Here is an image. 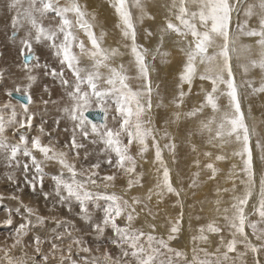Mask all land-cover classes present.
Wrapping results in <instances>:
<instances>
[{
  "label": "snow or ice",
  "instance_id": "6c2138e0",
  "mask_svg": "<svg viewBox=\"0 0 264 264\" xmlns=\"http://www.w3.org/2000/svg\"><path fill=\"white\" fill-rule=\"evenodd\" d=\"M6 6L10 13L12 36L23 32L19 38V56L23 59L26 83L4 90V95L9 99L0 103V154L9 166L15 163L19 167L20 155L28 158L30 164L25 162L22 168L26 183L33 191L37 184L43 186L45 167L49 164L57 165L58 173L51 176L55 185L56 202L71 211L70 202L74 200L79 206L77 215L97 236H102L110 229V244L117 249V253L113 255L105 248L99 256L74 259V248L82 253L92 252L80 236L73 234L78 231L74 224L67 219L41 215L38 209L24 204L16 193H11L8 199L17 201V206H0L7 214L5 223L11 225L14 215L19 216L21 222L5 238L4 243L0 244V264H50V258L56 264H248L249 254L252 257L251 264H264L261 259L264 254V174L260 176L257 202L252 205L251 214L257 219H249L245 209L256 190L250 140L257 130L245 122L239 98L241 87L250 89L252 94L264 93V0H170V3L162 5L166 15L160 27L161 45L154 51L137 44L134 23V20L141 23L145 19L155 20V16L147 10V0H111L109 6L114 9L116 27L125 41L123 47L127 53L118 48L103 47L106 34L103 31L96 34L93 23L96 16L89 13L80 0H6ZM133 9L136 11L135 16ZM81 34L86 37V41L80 38ZM145 35L151 37L153 33L145 29ZM165 35L175 37L174 42L183 57L177 74L176 93L171 103L176 109H181L186 96L195 94L200 97L197 105L190 110L172 113L170 122L204 116L199 120L196 133L201 136L206 134L207 144L221 150L220 154L212 151L202 153L208 159L203 164V169L209 171L208 179H216L219 170L215 161L228 159L223 149L232 144L238 145L232 155L241 159L243 167L240 171L245 177L240 180L244 185L243 193L233 195L229 207L221 209L220 201H216V211L223 213L224 227L216 221L209 222L206 226H200L199 236L192 238L193 241L206 243L208 236L205 232L217 235L219 244L215 252L199 249L203 253L201 257L194 248L191 260L184 252L171 248L167 242L176 238L175 233L180 230L183 211L168 229L166 241L163 237L154 235L155 224L149 225L151 231L147 233L133 227V222L139 215L137 206H141L140 211H144L146 207L141 198L133 196L125 199L116 193L94 195L89 190L90 186L98 187V182L108 188L110 183H114L117 173L127 177V191L136 186L142 187L143 173L137 172L138 158L147 163L144 157L151 147L154 150L153 163L156 165L158 179L154 189L148 190L146 199L150 201L153 195L162 198L165 192L180 196V191L173 186L170 170L162 154L164 149H168L174 156L176 146L167 130L156 128L152 119L154 89L150 71L153 66L148 56L151 54L154 61L157 56L169 55L161 50ZM245 38L253 43H243ZM40 44L52 50L59 68L39 63V57L34 56V45ZM125 54H130L132 58L129 66L115 64L116 59ZM233 59L238 62L237 67L242 70L244 77L252 70H259L261 79L258 86L253 79L245 78L237 83ZM242 59L246 63H239ZM33 60L36 62L30 63ZM85 60L87 64H84ZM41 68L45 76L50 75L59 80L65 90L66 102L59 111L72 122V130L69 140L63 146H58V142L52 139L44 143L42 136L46 133L42 125L39 127L40 135L30 140L20 131L33 126L36 113L30 110L33 103L30 89L37 79L33 71ZM130 68L135 69L134 76L129 75ZM66 72L71 73V78H66ZM3 75L0 72V79H3ZM133 79L139 81L136 87L131 86ZM197 79L201 82L200 88L193 93ZM44 91H48L47 86ZM14 92L20 94L24 101H18L19 111L17 105L11 102ZM156 94L158 95V88ZM221 97L228 101L224 108L219 103ZM43 103L48 105L56 101L44 100ZM162 104V100L157 101L155 107L159 108ZM93 106L103 114L104 122L101 124L88 119L87 113ZM208 109L211 114L205 115ZM110 110L114 112L113 126L107 123ZM55 123L58 127L59 118ZM9 131L12 133V140L8 137ZM78 137L98 145V156L103 157V160L98 158L95 162L83 163L80 149L85 145ZM161 139L166 141L163 148ZM133 147L136 148L135 154L132 152ZM256 147L264 152V143L260 140L256 141ZM192 151H198L195 145H192ZM89 155L85 152L83 160L88 161ZM261 158L264 159V156ZM102 163L113 170L111 174L101 175ZM194 164L201 168L198 159ZM30 166L34 172L31 179H28ZM235 168L236 165H233L229 178L236 176ZM193 175L199 176V172ZM7 179L17 184L12 175ZM195 185L196 181L193 180L189 187ZM235 190L233 180L231 191ZM16 191H21L18 185ZM220 191L226 193L229 189L218 188L217 193ZM43 197L47 201L50 194L44 192ZM2 199L4 197L0 195V200ZM99 199L108 201V204L102 208V216L94 220L89 204ZM118 220L124 221L123 226ZM50 221L55 227L47 229V235L38 234ZM225 228L229 239L222 235ZM248 229L251 230V235ZM30 233L31 244H26L25 237ZM44 245H48L47 251L44 250ZM221 246L224 251H221ZM96 251H100L99 246ZM230 253H236V256L230 257Z\"/></svg>",
  "mask_w": 264,
  "mask_h": 264
},
{
  "label": "rangeland",
  "instance_id": "374dc122",
  "mask_svg": "<svg viewBox=\"0 0 264 264\" xmlns=\"http://www.w3.org/2000/svg\"><path fill=\"white\" fill-rule=\"evenodd\" d=\"M80 3L83 5V3H84L83 0H80ZM4 10H7L6 0H0V12H2ZM241 18H243V17L241 16ZM9 20H10V18H9ZM148 21H149L148 22L149 23L148 24V26H149L148 30L152 31L153 36H151L152 38L151 37H149V38L146 37L144 40H140L138 38L139 37L138 36L137 37V44L138 45H143L145 48H148V49L154 51L158 46L161 45V41H160V39H158V38H160V36H159L160 32H159V34L153 32V28L155 27L154 25L157 24V22H154V20L150 21L149 19H148ZM2 22L3 21L0 20V72H2L4 75H3V79H0V103H4L6 100L9 99L8 97H6L4 95V90L5 89H12V88L6 86L7 78L9 76V72H10L9 69H13L11 71V72H13V71H15L14 69H18V67H22V65H23L22 64L23 63V59L19 56V39L16 38L18 36L17 35L15 37L12 36V29L10 27V21L7 20L3 24H2ZM150 22L154 23V25H152ZM158 24H159L158 28L160 29L162 24L161 23H158ZM234 27H235V19L233 21V28ZM154 35H156V36H154ZM154 37H155V39H154ZM164 37H167V38L164 39V41H166V42L163 41L161 50H163V47L164 48L170 47V48H172L171 49L172 51L176 50L178 53H180L178 51V45H176V43L174 42L175 41V37L173 38V36H171V35H167V36H164ZM80 38L83 39V37H80ZM169 40L171 41L170 42V44H171L170 46H168L169 45V43H168ZM148 41H150V43ZM156 41H159L160 43L156 42ZM242 42L243 43H249V42L253 43L252 40L247 39V38H245ZM151 44H153V46H151ZM105 48H109V46H105ZM113 48H115V47H113ZM77 51H78V49H77ZM164 52H166V49H165ZM34 56H38L39 57V63L41 65H44V64L47 63V64H49V65H51L53 67L59 68L58 60L52 55V50L50 48H48L46 45H44V44L34 45ZM127 56L129 57V54H125V55H123L121 57H118L116 60H117V62L119 64L121 62L123 63V61H126V59H128ZM178 58H179V62H182V61H180L182 59V57H178ZM178 58H176V59L178 60ZM148 59L151 62V60H152L151 54H149ZM161 61L159 62L158 57H157L154 60V62H153V60L151 62L152 66H153V64H155L152 67V70L150 71V72H152L151 73V77L152 78L154 77L155 73H159L161 71V69L167 68V73H168L167 74L164 71V73L166 74V78H165V76H163L161 79H159L160 82H156L155 83L154 78L153 79L151 78L152 82H154V83H152V87L154 89V95H153L154 107H153V112H152V119H153V123H154L155 127L158 128V129L167 130V132L171 136V141L174 144H176L175 145L176 147L178 146L177 148L175 147V151H176L175 155L176 156L175 155L173 156V154L168 149H164L163 153H162L166 165H168V161L170 162V165H171L170 168L168 166L167 167L169 168V170L172 169L170 171V175H171V180H172L173 186L176 187V189L180 191V196L178 197L177 204L176 203H171V202H169L167 204L169 206V210H170L168 216L172 213L171 211H173L174 220L169 221V224H168L169 226L166 227V226H164L162 224V222L165 221V219L163 217H165L166 213L162 212V213H164V214H161L162 216L164 215L162 217V216H159L160 213L157 212L158 209H160V204L162 203V201L165 202V200L167 199L165 194L163 195L162 198L161 197H157L156 195H153L152 199L150 200V202H149V200L146 199V196L148 194V190L150 189V186H151V188L154 189V186H155V184L157 182V179H158L157 173H156V165H154V163H153L154 150L151 147L149 148V151L147 153H145L144 159L147 161V163H145L144 160H140L138 158L137 172L138 173H143V177H142V181H141L142 185H143L142 187L136 186L131 191H127L126 190L127 177L122 175V174L117 173V178L115 179L114 183H110V186L108 188H105L103 183H99L98 182V187H91L90 186L89 190L92 191L94 193V195L95 194L105 195V194L112 193V192L105 191V190H117L116 192H123L122 195H126V196H128V198L133 197V196L138 197L137 195H140V193L142 192L143 193V197L142 198L139 197V198H141L144 201L149 202L150 205L152 206V208H150V206H148L146 204V207L144 208V211H140V207L141 206H139L138 210L142 214V216H143V214L145 215V220H137V221L135 220V222H138V224L134 225V223H133V227L138 228V227H140L142 225L143 226L145 225V226L149 227L150 224H155L156 226H158L160 228L164 227L161 230V231H167V232H163V234H164L163 236H165L164 239H166L168 237V234H169L167 229H169L171 227L170 225H172V223L179 217L181 211H183V217H185L184 219H186V221L183 222V218H182L181 223L179 225V229L180 230L177 233H175V236H177L178 234H179V236L181 235L180 231H182L183 224L185 223L186 230H187V239H186L187 243L184 245L185 246L184 247V253L187 254L186 251H187L189 243L191 241L193 242V244L196 243V241H193V239H192L193 236H199V233H195L194 231H192L194 225L196 224V218H199V216H200V218H202V217L204 218L205 217L206 221L209 223V222H212V221H216L218 219L217 217H219V218L221 217V213L222 212H218L220 214V215H218L217 212H212L211 213V212L208 211V209H205V210L203 209L204 206H205V200L210 201V203L213 200H215V201L220 200L219 207L223 209L225 207H229L230 206V204L232 203L233 195H236V194L240 195L239 193H234L233 192V195L230 194L227 197H225V196L221 197V195H220L218 197L217 196L218 195L217 189L221 188L220 186H218L219 185V181L221 179L225 178L224 179V181L226 182V186L225 187H228L230 183L231 184H230L229 187H232L233 180L235 182L237 181V183H236L237 185L236 186H239V185L241 186V183H240V177H239V175H237L239 172H237V171H236V176L232 177L230 181L228 180L229 171H227V170H231V168H229L230 167L229 164H231V162H230L231 153L228 152V151H229V149H232L231 147H233V145H235V144L227 146L228 148L226 147V149L228 151L226 149H223V152L225 151V153H228V154L230 153L229 155L227 154L228 159H226L224 161H215V166L219 170L218 173H217V177H216L215 180H209L208 179L209 171L206 170V169H203V164L208 162V159H207V157L203 156L202 153L204 151H212L214 154H220L221 150L216 149V148H212L210 145L207 144L206 138H205L206 134H205V136H201L200 134L199 135L197 134V138H196V136L194 137L192 135L191 136L189 135V133H192L193 131L197 130V127H196L197 123L199 124V120L203 119L204 116H200L198 118H195V119H197L196 124H195V119L194 118L193 119H189V120L186 119V118H181L180 120H178V121H176L174 123L170 122L172 120V113H174L176 111L186 112V111L190 110L192 107L197 105L200 97L195 95V94H193L190 97L186 96L185 97V103H184L183 107L181 109H176L173 106V104L171 103L172 98H174L175 93H176V84L173 83L174 79H172L173 78L172 76L174 74V70H173L174 67H171V68L167 67L171 63L172 60L168 61V60L163 59V61L162 62ZM35 62L36 61L33 60L30 63H35ZM156 62H158V63H156ZM85 63L87 64V60L84 61V64ZM237 63L238 62L235 59H233L232 65H233V69H235L234 71L236 73V81H237V83L239 84L242 79H245V78L246 79L247 78L252 79L254 77L253 80H255L256 85L257 84L259 85V82H260V79H261L260 78L261 77V73L259 72V70H256L255 71L256 73H254V74H252L250 76L248 75L247 77H244L242 72H241L242 70L239 67H237ZM239 63H245V60L242 59ZM156 65L159 66V67H157ZM13 66H15V67H13ZM16 66H18V67H16ZM170 70H172V71H170ZM255 74H257V75H255ZM33 75H36L37 79L34 82L32 91H30L31 95H32V98H33V103L30 106H32L36 101H39V97L40 96H42L43 101L44 100L57 101L58 103L60 102V104L63 103L62 105L64 106V104L66 102L65 90L61 86L59 80L53 79L50 75L49 76H45L43 68H41L40 71H37V72L34 70ZM66 78H71V73L70 72H66ZM159 83H161V84H159ZM200 84H201V82L198 79L194 82L193 93H196V92L199 91ZM45 86H47V88H48L47 92L44 91ZM131 86L136 87L135 85H132V84H131ZM159 87L162 88V90H161L162 91V96L161 95L157 96V94H156V89L157 88L159 89ZM186 89H187V87H186ZM163 90H165V91L167 90V91L165 92ZM239 92H240V96H242V97H239V98H240V102L242 101L241 102V109H242V112H243L244 117H245V122L248 123L249 127H254V122H252V121L255 120L256 112L252 111L253 110L252 109V106H253L252 102L253 101H251L250 98L251 97H254V98L258 97L259 98L258 102L256 104L257 105L256 108L259 107L260 114H262L261 108L264 109V98H263L264 96H263V93L252 94L251 90L247 89L246 87H241L239 89ZM165 96H166V98H165ZM190 98H191V100H189ZM223 98L224 97H221L220 99H223ZM160 100L163 101V104H162L161 107L156 108L155 104L157 103V101H160ZM11 102L14 105H17V110H19L18 101L11 98ZM253 103H255V101ZM37 105H38V103H37ZM43 105L45 107L44 106L40 107L41 113H37L38 110L32 111V112L36 113V116H35L36 120L37 119H39V120L36 123H34L35 121L33 120V126L31 128L26 129V130H20V131L30 140L32 137H34L36 135H40L39 127L42 125L44 127L45 133H46L45 135L42 136L43 142L47 143L49 141V139H52L53 141H57L58 142V146H63V144L66 141H68L69 138H70L71 130H72V122L70 120H68L62 113H59V111H57L55 113V114H58V116H54V114H52L51 111H50L49 112L50 113V117H49V114H47V111H45V110H47L45 108H47V107L49 108V106L45 105L44 103H43ZM49 105H50V110L52 109L51 107H53V106L56 107V103H49ZM223 105L226 106L227 103L224 102ZM224 106H221V108H224ZM43 108H44V111H43ZM95 110H97V109L95 108V106H93V108L90 111H95ZM167 110H168V112H167ZM210 114H211L210 109L206 110L205 115H210ZM113 115H114V112L112 110H110L109 114H108V117H107V123H108L109 126H113V124H114V122L112 120V116ZM58 118L60 120V124L57 127L55 122H56V120ZM159 118H163L164 119V122L162 124H160V125H158V122H157V120ZM184 119H186V120L184 121ZM166 121L168 123H166ZM183 122H186V123L188 122V123L187 124L186 123L183 124ZM96 124H99V123H96ZM179 125H180V127H179ZM191 127H193V128H191ZM66 128L68 129V131H65ZM168 128L170 129V131H169ZM89 130H90V125H89ZM187 131H189V133ZM9 132H10V134L8 133V137H9L10 140H12V133H11V131H9ZM48 134H50V135H48ZM184 136H185V138H184ZM257 136L258 135L252 136L251 140H250V145H251V148H252V154L255 153V142H256V139L259 140V138H260V137L258 138ZM180 138H183V139H180ZM78 139H80V142H82L85 145V147L83 149H80L81 161L83 163H92V162H95L98 158L103 160V157H99L98 156V151H97V149L99 147L98 145H94V144L90 143L89 140H82L79 137H78ZM253 139H254V141H253ZM165 142H166L165 140L161 139L160 144H161L162 148H163V145H164ZM149 144H151V141H149ZM181 144H186L187 145V146L185 145V147L182 148L183 152H180V147L179 146ZM192 145H195L198 151L193 152L192 151ZM236 148H238V145H237V147L235 145L232 150H234ZM134 149H136V148H134ZM134 149H132L133 154H135V152H136V151H133ZM85 152H88L90 154L88 161H84L83 160ZM182 153L184 154L185 157L182 155ZM187 154H190V155H187ZM253 156H254L253 157V168H254V173L256 174L255 175V180L257 182L256 183V190L254 192L255 195L249 201V205L247 206L248 210L245 209L246 213L249 214V218L250 219H254L256 217V216L251 214L252 210H253L252 205L257 202L258 190H259V181L258 180H260V176L262 174H264V172H263V167H264L263 161H264V159H263V161H261V157L259 155H258V157L256 155H253ZM37 158L38 159L40 158L38 154H37ZM197 159L200 161L201 168H197L196 165L194 164V161H196ZM174 160H175V162H174ZM18 162H19V167L15 166V163L13 164V166H9V164L4 160L2 154H0V178H2V179H0V182H1V185H2V186H0V188L7 187V185H8L6 183V182H8L7 176L12 175L15 178V180L17 181V184L16 185H14V184L10 185V182H8L9 186L11 188H12V186L16 187L17 185L22 186V187H20V189L23 188L21 191H19L20 194H16V195L20 196L22 194L21 195L22 197L20 196V199L23 201V203L26 204V205L27 204L31 205V206L34 204L36 209H38V211H40L39 213L41 215H44L46 217H56L57 219H62V220L63 219H67L69 222L74 224L75 229H77L78 231H74L73 234H76V235L78 234L77 236L81 235L80 237L81 238L83 237L82 240L85 242V246H87V247L92 249V252L89 255H94L95 254L94 250L97 249V246L103 247V248L107 247V249L109 251H111L112 254L116 255L117 249L115 250V248L110 244V239H111L110 238V236H111L110 234H108L106 232V235H103L101 237L102 239L100 238V239H97L96 241L92 242V239L96 236V234L92 233V231H89V230L84 231V230L80 229V226L85 224V222L83 220H81L79 218V216L77 215V213L79 212V206L74 200L70 202L71 211L68 210V207L62 206V205H60L59 203L56 202V198L54 196V187H55V185H54V182L51 180V176L58 173V166L57 165L49 164L48 165L49 167L48 166L45 167V177H44L45 178L44 179V183L45 184L43 183L42 188H40L41 186H39L37 184L35 191H33L32 187L28 183H26L25 174H24L23 168H22V166H23V164L25 162H28L30 164V161L28 160V158L24 157L23 155H20L19 158H18ZM260 163H261L262 166H260ZM225 165L226 166L228 165V169L227 170H226V166ZM78 167H79V165H78ZM221 167H223L225 169V171H224V169H221ZM260 167H261V169H260ZM261 170H262V172H260ZM33 172H34V169H32L31 166H30V170H29V173H28V179H31V176H32ZM100 172H101V175H106V174H111L112 170L108 169V166L102 163V168H101ZM197 172H199V176H194L193 174L197 173ZM258 173H260L261 175L258 174ZM66 176H67V174H66ZM21 177H23V178H21ZM3 178H4V180H3ZM46 179H47V182H45ZM193 180L196 181V185L194 187L190 188L189 184L192 183ZM226 180L229 181V182H227ZM120 181H126L125 185L116 184L117 182L120 183ZM185 183H186L187 187H184ZM207 183H208V185H207ZM48 185H50V187H48ZM206 185H207V187H206ZM208 188H209V190L211 189L209 192H208ZM236 188H239V192L241 191L240 190L241 187H236ZM185 189H187V190H185ZM194 190H195V192H194ZM24 192H26L27 195ZM44 192H48L50 194V197L48 199L49 202H48V200L45 201L44 197L41 196V194L44 193ZM237 192H238V189H237ZM211 193H213V194L211 195ZM10 194L11 193H9V195ZM182 194H183V196H182ZM4 196H5V193H3V197ZM28 197L29 198H33V199H29ZM34 197L37 198V199L35 200ZM190 198H192V199H190ZM198 198H201L203 200L205 199L204 202H203V207H202V209H200L202 211H200V210L194 211V209H197V204L196 203L191 205V206H193V210H192V207H190L191 209L189 208V210H188V208L185 205V203H187L190 200L195 202L194 200H196ZM221 198H225L227 202H225V199L223 201H221L222 200ZM39 199L41 200L40 202H39ZM182 199L184 200L183 204L180 203V202H182ZM10 200L11 199H8V194H7L6 198L0 200V206L7 207V203L6 202H8ZM39 203L41 204V206L39 205ZM107 204H108V201H106L104 199L95 200L94 202L90 203L89 204V208H90V212H91L93 218L101 217L102 216V208L107 206ZM144 204H145V202H144ZM221 204H223L224 207ZM47 205H49V208H47ZM94 205H99L100 207L96 208ZM212 205H214V203H211V206ZM215 205L217 206L216 202H215ZM16 206H17V202L14 201V200H11V204L8 205V207H13V208L16 207ZM161 206H162V204H161ZM2 207H0V244L4 243L5 238L8 237L9 234L14 231L15 226L21 222L20 217L14 215L13 218H12V220H13L12 224L11 225L6 224L5 220L7 219V214L3 212ZM46 208L48 209V211H47ZM216 208L217 207L214 206V209H216ZM49 209H52V210L49 211ZM45 212L47 213V215H46ZM175 212H178V215H176ZM187 212H189V213H187ZM216 213H217V215H216ZM49 214H50V216H49ZM208 214L209 215L211 214L210 215L211 219H210ZM222 215H223V213H222ZM189 220L193 224V226L189 225V223H190ZM218 221L221 222V219H218ZM118 223L122 224V226H123L124 221L123 220H118ZM208 223H206V224L203 223V225L206 226ZM166 224H167V222H166ZM219 225H221V223ZM48 226H49V229H50V228L55 227V224L50 221L48 223ZM165 228H167V229H165ZM142 229L145 232L147 231L144 228H142ZM40 230L38 231V234H40ZM188 230L191 231L190 235H188ZM248 232H249V235H251V230L250 229H248ZM205 233H206L205 235L208 236V241H207L208 243H210L211 238L214 239L216 237L215 235H210L212 233H207V232H205ZM44 235H47V233L46 234L44 233ZM224 236L228 237L226 234H224ZM31 240H32V233H30L29 236L25 237V243L26 244H30ZM65 243H67V242H65ZM197 243L199 244V247L197 248L198 252H199V249H206L207 250L205 242H201V241L197 240ZM43 247H45L44 249L46 251L48 250V245H44ZM170 247H172V246H170ZM213 248H214V250L216 249V247H213ZM28 249H29L28 250L29 255H31L32 254L31 253L32 252L31 248L29 247ZM81 253L78 255V250L74 248L73 249V258L79 260L80 257H82ZM200 253L203 254L202 252H200ZM15 254L19 255V252L15 253ZM65 255H67V253H65ZM191 258H192V255L188 257L189 260H191ZM50 261H51L50 264H52L51 258H50Z\"/></svg>",
  "mask_w": 264,
  "mask_h": 264
},
{
  "label": "bare ground",
  "instance_id": "6f19581e",
  "mask_svg": "<svg viewBox=\"0 0 264 264\" xmlns=\"http://www.w3.org/2000/svg\"><path fill=\"white\" fill-rule=\"evenodd\" d=\"M83 5H86V8H87V11L89 12V13H94L95 14V16H96V19L93 21V23H94V25H95V28H94V31L96 32V34L97 35H99L100 34V32L101 31H103L106 35L104 36V39H103V47H105V46H109V49L110 48H113V47H115V48H119V50L121 51V52H125V53H127V50L123 47V44L125 43V41H124V39L122 38V36H121V34H120V30L116 27V24H117V17H116V15H115V13H114V9L113 8H111L109 5H110V3H111V0H83ZM167 3H170V0H147V10H148V12L149 13H151L153 16H155V20H154V22H157V24H155L154 25V23H151L152 25H154L155 27L153 28V32H155V33H158L159 34V32H160V29L158 28V26H159V24L158 23H161L162 24V21H163V18H164V16L166 15V11H165V8L164 7H162V5H164V4H167ZM133 13H134V16L136 15V11L133 9ZM9 18H10V13H9V11H8V9L7 10H4V11H2V12H0V20H2L3 22H2V24L5 22V21H10L9 20ZM150 21H152V20H150ZM149 21H148V19H145L142 23L140 22V21H138V20H134V23H135V27H136V30H137V37L140 39V40H144L145 38H146V35H145V29H149V26H148V23ZM152 28V27H151ZM152 32V31H151ZM23 35V32H20V33H18L17 34V36L18 37H16L17 39H19L21 36ZM153 36V35H152ZM154 36H156V35H154ZM159 36H161V32H160V35ZM165 36H167V35H165ZM172 36V35H171ZM81 37H83V39L86 41V37H84L83 36V34H81ZM149 38V37H148ZM152 38V37H151ZM150 38V39H151ZM167 37H164V39H166ZM170 38V37H169ZM168 38V39H169ZM172 38V37H171ZM173 38H174V36H173ZM16 39V40H17ZM154 39H155V37H154ZM158 39H160V38H158ZM171 40V39H170ZM169 40V45L168 46H170L171 44H170V41ZM151 41V40H150ZM150 41H148L149 43H150ZM153 41V40H152ZM164 41V40H163ZM111 42V43H110ZM156 42H159V41H156ZM164 42H166V41H164ZM160 43V42H159ZM163 43V42H162ZM167 43V44H168ZM249 43H252V42H249ZM166 44V45H167ZM164 45V44H163ZM177 45V44H176ZM148 46V45H147ZM151 46H153V44H151ZM175 46V45H174ZM166 47V46H165ZM152 48V47H151ZM174 48V47H173ZM165 49H166V52H168L169 53V55L167 56V57H162V56H157L158 57V60H159V62L162 60L163 61V59H165V60H168V61H171V65L169 64L167 67L169 68H171V67H174V74H173V78L172 79H174V84H176L177 83V74H178V70H179V68L181 67V63L182 62H179V58L178 57H182V54L181 53H178L176 50L175 51H172L171 49L172 48H170V47H166V48H164L163 47V50L162 51H165ZM150 50V49H149ZM152 51V50H151ZM128 57V56H127ZM176 58H178V60L176 59ZM131 56H130V54H129V57H128V59H126V61H123V64H125L126 66H129V63H130V61H131ZM175 59V60H174ZM182 59H183V57H182ZM182 59L180 60V61H182ZM149 60V59H148ZM120 61V60H119ZM161 61V62H162ZM117 62V60L115 61V64H119L118 62ZM151 62H152V60H151ZM154 62V61H153ZM166 62V61H165ZM88 63V62H87ZM122 63V62H121ZM156 63H158V62H156ZM245 63H246V61H245ZM23 64V63H22ZM86 64V63H85ZM10 65V64H9ZM155 64H153V66H154ZM158 65V64H157ZM156 65V66H157ZM5 66V65H4ZM13 67H15V66H13ZM12 67V68H13ZM16 67H18V66H16ZM157 67H159V66H157ZM155 68V67H154ZM162 68V67H161ZM157 69V68H156ZM160 69V68H159ZM13 69H9V76H8V78H7V82H6V86H8V87H10V88H14V86L16 85V84H22V83H26V81H25V78H24V76H25V71H24V69H23V67H18V69H14L15 71H13V72H11ZM155 70V69H154ZM235 70V69H234ZM256 70H258V69H256ZM256 70H252L248 75L250 76V75H252V74H254V73H256L255 71ZM35 71L37 72V71H40V69H35ZM164 71H165V73H167V68H165V69H161V71L159 72V73H155V75H154V80H155V83L156 82H160L159 81V79H161L163 76H165V78H166V74L164 73ZM170 71H172V70H170ZM34 72V71H33ZM154 72V71H153ZM242 72V71H241ZM258 72V71H257ZM151 73L152 72H150V77H151ZM164 73V74H163ZM168 74V73H167ZM243 74V73H242ZM129 75H132V76H134L135 75V69L134 68H130V70H129ZM255 75H257V74H255ZM240 76V75H239ZM152 78V77H151ZM152 78V79H153ZM252 78V77H251ZM254 78V77H253ZM252 78V79H253ZM261 78V77H260ZM247 79H250V78H247ZM164 82V81H163ZM152 83H154V82H152ZM162 83V82H161ZM161 83H159V84H161ZM131 84L132 85H135V86H137L138 84H139V81H137V80H135V79H133L132 81H131ZM33 85H34V83H33ZM33 85H32V88L30 89V91H32V89H33ZM167 85V84H166ZM169 85V84H168ZM258 85V84H257ZM171 86V85H170ZM7 87V88H8ZM166 87V86H165ZM169 87V86H168ZM172 87V86H171ZM170 87V88H171ZM186 85H185V89H186ZM168 89V88H167ZM162 88L161 87H159V89H158V95L157 96H159V95H161L162 96ZM169 90V89H168ZM187 90V89H186ZM163 91H165V90H163ZM167 91V90H166ZM165 91V92H166ZM169 92V91H168ZM58 95V94H57ZM156 95V94H155ZM165 95V94H164ZM252 95V94H251ZM40 96V95H39ZM49 96V95H48ZM47 96V97H48ZM263 96H264V93H263ZM44 97V96H43ZM171 97V96H170ZM240 97H242V96H240ZM49 98V97H48ZM64 98V97H63ZM165 98H166V96H165ZM168 98V97H167ZM264 98V97H263ZM251 99V101H255V103H253L252 102V104H253V106H252V111L254 112H256V116H255V120H253L252 122H254V127L256 128V135H258L257 137L259 138V140L261 141V143H264V109L263 108H261V111H262V114H260V111H259V107L258 108H256L257 107V102H258V97L257 98H254V97H251L250 98ZM172 100H173V98H172ZM189 100H191V98L189 99ZM188 100V101H189ZM194 100V99H193ZM59 101V100H58ZM170 101V100H169ZM197 101V100H196ZM43 99H42V96H40L39 97V101H36L32 106H30V110L31 111H34V110H38V112L37 113H41V110H40V107L42 106H44L43 105ZM195 102V101H194ZM224 102H226V103H228V101H227V98H223V99H220V101H219V103H220V105L221 106H224L223 104H224ZM242 102V101H241ZM37 103H38V105H37ZM63 104V103H62ZM62 104H60V102L58 103L57 101H56V107H51L52 109L50 110V105L48 104V106H49V108L47 107V108H45V109H47V110H45V111H47V114H49V117H50V111H51V113L52 114H54V116H58V114H55L57 111H59V109L60 108H62L63 107V105ZM196 104V103H195ZM251 104V105H252ZM194 106V105H193ZM45 107V106H44ZM167 108V107H166ZM251 108V107H250ZM256 108V109H255ZM242 110V109H241ZM246 110V109H245ZM244 110V111H245ZM19 111V110H18ZM43 111H44V108H43ZM248 111V110H247ZM167 112H168V110H167ZM246 112V111H245ZM59 113H61L60 111H59ZM248 113V112H247ZM252 113V112H251ZM250 113V114H251ZM253 114V113H252ZM168 115V114H167ZM247 115V114H246ZM254 115V114H253ZM252 115V116H253ZM249 116V115H248ZM166 119V118H165ZM195 119V118H194ZM39 119H37L36 120V118L34 119V123H36L37 121H38ZM186 119H184V121H185ZM189 120V119H188ZM196 121H197V119H195V124H196ZM249 121V120H248ZM157 122H158V125H160V124H162L163 122H164V119L163 118H159L158 120H157ZM167 122V121H166ZM251 122V121H250ZM168 123V122H167ZM184 123H186V122H183V124ZM188 123V122H187ZM186 123V124H187ZM248 124V123H247ZM189 125V124H188ZM198 123H197V128H198ZM162 126V125H161ZM169 126V125H168ZM179 127H180V125H179ZM189 127V126H188ZM191 128H193V127H191ZM169 129V128H168ZM189 129V128H188ZM169 131H170V129H169ZM173 131V130H172ZM188 133H189V131H187ZM258 132V133H257ZM171 133V132H170ZM183 133V132H182ZM192 133H196V130L195 131H193ZM9 134H10V132H9ZM197 134L198 133H196L195 135H192V136H196V138H197ZM260 134V135H259ZM187 135V134H186ZM199 135V134H198ZM255 135V136H256ZM171 137V136H170ZM193 137V138H194ZM184 138H185V136H184ZM190 138V137H189ZM206 138V137H205ZM180 139H183V138H180ZM187 139V138H186ZM256 139V138H255ZM161 141V140H160ZM253 141H254V139H253ZM256 141H257V139H256ZM193 142V141H192ZM197 142V141H196ZM195 142V143H196ZM254 143V142H253ZM176 145V144H175ZM185 145L186 144H181L179 147H180V152H183V150H182V148H184L185 147ZM197 145V144H196ZM187 146V145H186ZM235 145H233V147H234ZM178 147V146H177ZM176 147V148H177ZM233 147H231L232 149H233ZM236 147H237V145H236ZM254 147V146H253ZM135 147H133V149H134ZM190 148V147H189ZM228 148V147H227ZM226 149V148H225ZM232 149H229V151L228 152H230L231 153V155H230V162H231V164H229L230 165V167L229 168H231L232 169V166L233 165H236V168H235V172L237 171V172H239L237 175H239V177H240V180L241 179H243V178H245L244 177V175H243V173L240 171L241 170V168L243 167V165H241L242 164V162H241V159L239 158V157H236V156H233L232 155V152H233V150ZM178 150V149H177ZM182 150V151H181ZM133 151H136V149H134ZM176 152V151H175ZM186 152V151H185ZM191 152V151H190ZM224 153H225V151H224ZM229 153V154H230ZM260 153V154H259ZM262 153V154H261ZM186 154V153H185ZM226 154H228V153H226ZM228 154V155H229ZM182 155L184 156V154L182 153ZM187 155H190V154H187ZM253 155H256L257 157H258V155L260 156V157H262V156H264V152H262V151H260V149L259 148H257L256 147V142H255V153L253 154ZM176 156V155H175ZM185 157V156H184ZM254 157V156H253ZM259 159V158H258ZM2 161V160H1ZM256 161V160H255ZM254 161V162H255ZM261 161H263V159L261 158ZM174 162H175V160H174ZM256 163V162H255ZM263 163H264V161H263ZM179 164V163H178ZM182 164V163H181ZM144 166V165H143ZM146 166V165H145ZM169 168H170V162L168 161V165H167ZM173 166V165H172ZM226 166V165H225ZM260 166H262L261 165V163H260ZM49 167V166H48ZM259 167V166H258ZM187 168V167H186ZM221 169H224L223 167H221ZM228 169V165L226 166V170ZM254 169V168H253ZM260 169H261V167H260ZM172 169H170V171H171ZM113 171V170H112ZM181 171V170H180ZM224 171H225V169H224ZM227 171H230V170H227ZM103 172V171H102ZM189 172V171H188ZM259 172V171H258ZM260 172H262V170L260 171ZM263 172H264V167H263ZM226 174V173H225ZM258 174H260V173H258ZM257 174V175H258ZM155 175V174H154ZM229 175V174H228ZM256 175V174H255ZM261 175V174H260ZM259 175V176H260ZM206 176V175H205ZM6 177V176H5ZM8 177V176H7ZM18 178V177H17ZM21 178H23V177H21ZM257 178V177H256ZM0 179H2V178H0ZM6 179V178H5ZM45 179V178H44ZM224 179L225 178H223V179H221L220 181H219V185L218 186H220L221 188H219V189H224V188H228L229 189V191L228 192H223V191H220L219 193H218V197L221 195V197H227V196H229L230 194H232L233 195V191H231V189H232V187H229L230 186V184H229V186L228 187H225L226 186V182L224 181ZM3 180H4V178H3ZM8 180V179H7ZM22 180V179H21ZM228 180L230 181L231 180V178L229 179L228 178ZM6 181V180H5ZM227 181V180H226ZM229 181H227V182H229ZM259 181V180H258ZM9 182V181H8ZM8 182H6L8 185H7V187H3V188H0V195H2L3 196V193H5V196H4V198H6V196H7V194H8V196H9V193H16V194H20L19 192H17L16 191V187L15 186H12V188L9 186V183ZM45 182H47V179L45 180ZM49 182V181H48ZM125 182L126 181H120V183H116V184H119V185H125ZM178 182V181H177ZM43 183H44V181H43ZM209 183V182H208ZM208 183H207V185H208ZM237 183V181L235 182V184ZM239 183V182H238ZM257 183V182H256ZM45 184V183H44ZM47 184V183H46ZM180 184V183H179ZM178 184V185H179ZM216 184V183H215ZM10 185H13V183H11L10 182ZM14 185H16V184H14ZM21 185V184H20ZM39 185V184H38ZM207 185H206V187H207ZM232 185H233V183H232ZM237 185V184H236ZM0 186H2L1 185V182H0ZM19 186V185H18ZM40 186V185H39ZM217 186V187H218ZM20 187H22V186H19V188ZM48 187H50V185H48ZM184 187H187V185H186V183L184 184ZM205 187V186H204ZM205 187V188H206ZM211 187V186H210ZM209 187V188H210ZM223 187V188H222ZM236 187H241L240 188V192H239V188H236V191L234 192V193H239V194H242L243 193V191H244V185H242L241 184V186L239 185V186H236ZM31 188V187H30ZM40 188H42V187H40ZM45 188V187H44ZM47 188V187H46ZM150 188H151V186H150ZM176 188V187H175ZM179 188V187H178ZM200 188V187H199ZM209 188H208V192L211 190H209ZM23 189V188H22ZM21 189V190H22ZM105 189V188H104ZM237 189H238V192H237ZM44 190V189H43ZM47 190V189H46ZM185 190H187V189H185ZM191 190V189H190ZM193 190V189H192ZM27 191V190H26ZM105 191H109V192H112V193H116V194H118V195H120V196H123L125 199H128V196H126V195H122V193L123 192H116L117 190H105ZM197 191V190H196ZM3 192V193H2ZM42 192V191H41ZM95 192V191H94ZM190 192V191H189ZM194 192H195V190H194ZM25 194H26V192H24ZM199 193V192H198ZM37 194V193H36ZM204 194V193H203ZM213 193H211V195H212ZM22 195V194H21ZM20 195V196H21ZM27 195V194H26ZM131 195V194H130ZM165 195H166V200H165V202H163L162 201V206H161V204H160V209H158V213H160V215L159 216H162L161 214H164V213H166L165 214V217H163L164 219H165V221L164 222H162V224L164 225V226H166V227H168L169 225V221H172V220H174V218H173V211H171L172 213L168 216V214H169V212H170V210H169V206L167 205L169 202H171V203H176L177 204V202H178V197L176 196V195H174V194H170V193H167V192H165ZM237 195V194H236ZM255 195V194H254ZM19 196V197H20ZM41 196H43V193L41 194ZM40 196V197H41ZM138 197H143V193L141 192L140 193V195H137ZM182 196H183V194H182ZM22 197V196H21ZM30 197V196H29ZM28 197V198H29ZM32 197V196H31ZM25 198V197H24ZM27 198V197H26ZM35 198V197H34ZM29 199H33V198H29ZM37 198H35V200H36ZM43 199V198H42ZM190 199H192V198H190ZM222 200L221 201H223L225 198H221ZM34 200V201H35ZM205 200V199H204ZM204 200L203 199H201V198H198V199H196V200H194L195 202H193L192 200H190V201H188L187 203H185V205L187 206V208H188V210H189V208L190 207H192V210H193V206H191V205H193V204H197V209H194V211H197V210H200V209H202V207H203V202H204ZM217 200V199H216ZM41 200L39 199V202H40ZM220 201V200H219ZM17 202V201H16ZM37 202V201H36ZM43 202V201H42ZM48 202H49V200H48ZM145 202V205L147 204L148 206H150V208H152V206L150 205V201L149 202H147V201H144ZM180 202V201H179ZM183 202H184V200L182 199V202H180V203H182L183 204ZM215 200H213L211 203H214V205H212L211 206V203H210V201H208V200H205V206H204V210L205 209H208V211L209 212H217L216 211V209H214V206L215 207H217L216 205H215ZM225 202H227L226 201V199H225ZM254 202V201H253ZM7 203V207H8V205L9 204H11V200L10 201H8V202H6ZM44 203V202H43ZM52 203V202H51ZM222 203V202H221ZM50 204V203H49ZM28 205V204H27ZM39 205L41 206V204L39 203ZM45 205V204H44ZM207 205V206H206ZM220 205V204H219ZM223 207H224V205L223 204H221ZM29 206H31V205H29ZM229 206V205H228ZM31 207H33L34 209H36V207L34 206V204L31 206ZM43 207V206H42ZM138 208H137V211L139 212V206H137ZM44 208V207H43ZM47 208H49V205H47ZM46 208V209H47ZM66 208V207H65ZM174 208V207H173ZM40 209V208H39ZM178 209V208H177ZM191 209V208H190ZM222 209V208H221ZM246 209H247V207H246ZM152 210V209H151ZM203 210V211H204ZM248 210V209H247ZM47 211H48V209H47ZM200 211H202V210H200ZM253 211V210H252ZM40 212V211H39ZM162 212H164V213H162ZM46 213V212H45ZM187 213H189V212H187ZM218 213V212H217ZM217 213H216V215H217ZM175 214L176 215H178V212H175ZM46 215H47V213H46ZM158 215V214H157ZM209 215V214H208ZM211 215V214H210ZM210 215H209V217H210ZM218 215H220L219 213H218ZM49 216H50V214H49ZM147 217V216H146ZM217 217V216H216ZM185 217H183V222L184 221H186V219H184ZM208 218V217H207ZM218 219H221V222H219L218 221V219L216 220L217 221V223H221V227H224V224H225V222L223 221V219H222V213H221V217L219 218V217H217ZM94 220H96V219H98V218H93ZM156 219V218H155ZM209 219V218H208ZM210 219H211V217H210ZM250 219V218H249ZM254 219H257V217H255ZM136 221L137 220H145V215L143 214V216H142V214L139 212V215L137 216V218L135 219ZM135 220H134V225H136V224H138V222H135ZM163 221V220H162ZM120 222V221H119ZM166 222H167V224H166ZM188 222V221H187ZM189 222H190V220H189ZM148 223V222H147ZM203 223L204 224H206V223H208L207 221H206V219H205V217L203 218H200V216H199V218H196V224L194 225V227H193V229H192V231H194L195 233H199V231H198V229L200 228V226H202L203 225ZM51 225V224H50ZM122 225V224H121ZM182 225V224H181ZM189 225H191V226H193V224L190 222L189 223ZM171 226V225H170ZM199 226V227H198ZM77 227V226H76ZM142 228H144V229H146L148 232L149 231H151V229H150V227H148V226H140V227H138L137 229H142ZM164 228V227H163ZM163 228H160V227H158V226H156V231H155V233H154V235H156L157 237H163V238H165V236H163L164 234H163V232H167V231H161ZM189 228V227H188ZM47 229H49V226H48V224L46 225V228L45 229H41L40 230V234L41 235H44V233L46 234L47 233ZM80 229H82V230H84V231H86V230H89V231H91V229H90V227H89V225L87 224V223H85V224H83V225H81L80 226ZM165 229H167V228H165ZM143 230V229H142ZM168 230V229H167ZM146 231V232H147ZM106 232L108 233V234H110L111 236H110V238H112V232H111V230L110 229H108V230H106L105 231V233L103 234V235H106ZM181 233V235L179 236V234L177 235V236H175L176 238L175 239H173V240H171V241H167V238L165 239L167 242H168V244L170 245V246H172L171 248H173V249H176V250H179V251H181V252H184V245L187 243V241H186V239H187V230H186V226H185V223L183 224V228H182V231H180ZM190 233H191V231L190 230H188V235H190ZM206 234V233H205ZM224 234H226L228 237H226V236H224L225 237V239H229L230 237H229V235H228V231H227V229L225 228L224 229V231L222 232V235H224ZM74 235H76V234H74ZM78 235V234H77ZM76 235V236H77ZM94 235V234H93ZM102 235V236H103ZM167 235V234H166ZM199 235H200V233H199ZM210 235H215V234H210ZM81 236V235H80ZM84 236V235H83ZM102 236H95L93 239H92V242L93 241H96L97 239H100ZM216 237L214 238V239H212L211 238V241H210V243H208V242H206L205 243V245H206V248H207V250L209 251V252H215V250H214V248L213 247H216L218 244H219V237L217 236V235H215ZM83 238V237H82ZM102 239V238H101ZM28 240V239H27ZM91 242V243H92ZM31 244V243H30ZM199 247V244L197 243V241H196V243L195 244H193V242L191 241L190 243H189V245H188V248H187V257H189V256H191V255H193V249L194 248H198ZM239 247V246H238ZM45 248V247H44ZM104 248H107V247H104ZM104 248L103 247H99V249H100V251L99 252H97L96 251V249L94 250L95 251V254L94 255H97V256H99V255H101L102 254V252L104 251ZM29 250V249H28ZM45 250V249H44ZM116 250V249H115ZM241 251L243 250L242 248L240 249ZM46 251V250H45ZM221 251H224V249H223V247L221 246ZM111 252V251H110ZM17 253V252H16ZM32 253V252H31ZM81 252H78V255L80 254ZM112 253V252H111ZM199 253V255L201 256V257H203V254H201L200 252H198ZM231 254V253H230ZM229 254V256L230 257H235L236 256V253H232L231 255ZM75 255V254H74ZM114 255V254H113ZM81 256H90L89 254H87V253H81ZM261 259L262 260H264V254H262L261 255ZM247 260H248V264H251V260H252V257H251V254H249V256L247 257ZM51 262V261H50ZM52 264H56V261H54V260H52Z\"/></svg>",
  "mask_w": 264,
  "mask_h": 264
},
{
  "label": "water",
  "instance_id": "95a60500",
  "mask_svg": "<svg viewBox=\"0 0 264 264\" xmlns=\"http://www.w3.org/2000/svg\"><path fill=\"white\" fill-rule=\"evenodd\" d=\"M11 98L19 101L20 103L24 102L22 96L20 94H17V93H14ZM87 116H88V119L91 120L93 123L101 124L102 122H104L103 114H101L98 110L89 111L87 113Z\"/></svg>",
  "mask_w": 264,
  "mask_h": 264
}]
</instances>
